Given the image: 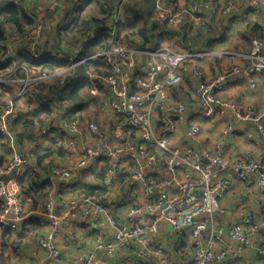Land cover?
Here are the masks:
<instances>
[{"label":"clouds","instance_id":"9594fccd","mask_svg":"<svg viewBox=\"0 0 264 264\" xmlns=\"http://www.w3.org/2000/svg\"><path fill=\"white\" fill-rule=\"evenodd\" d=\"M0 264H264V0H0Z\"/></svg>","mask_w":264,"mask_h":264}]
</instances>
